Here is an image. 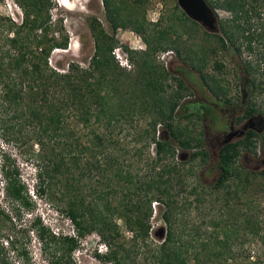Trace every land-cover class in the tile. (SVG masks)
Segmentation results:
<instances>
[{
    "label": "trees",
    "instance_id": "obj_1",
    "mask_svg": "<svg viewBox=\"0 0 264 264\" xmlns=\"http://www.w3.org/2000/svg\"><path fill=\"white\" fill-rule=\"evenodd\" d=\"M16 1L23 10L21 23L11 18H0V138L4 142L16 138L37 142L40 148L36 165L38 183L47 189L58 187L62 196L64 212L76 231L75 236L53 232L38 218L30 227L42 247L58 248L60 255L55 264H73L72 256L80 248L81 240L93 233L98 234L107 247L104 260L113 264L130 262L135 250H145V264H264V259H261L264 252L251 261L253 256L246 254V247H243L249 234L257 237L264 231V221L254 215L255 219L248 217L244 220L245 226H241L239 218L234 215L239 210L241 194L248 193L257 177L264 178V172L250 171L239 165L241 156L256 155L257 144L263 141L256 129L250 128L244 138L230 141L220 148L218 161L211 166V171L218 172L214 184L201 187L196 184L189 191L196 196L194 201L198 206L210 205L209 196L223 192V197H217V218L209 219V225L202 230L201 227H190L179 217L180 211L192 206L193 202L188 197L179 202L174 193V183L196 177L195 167L186 166L196 160L207 164L209 154L204 134L188 127L180 128L177 121L184 119L190 124L194 117L210 120L213 109L196 100L186 99L189 87L181 79L178 80V89L166 95L164 83L172 75L156 65L154 55L165 50L164 42H178L171 37L178 33L175 24L156 35H146L148 28L144 19L134 17L132 13L125 14L123 7L116 6L115 0H103L114 30L134 25V31L144 37L147 50L139 56V70L126 74L115 64L112 56L114 39L109 42V37L95 21L92 29L96 53L89 67L71 63L61 71L49 63L56 50H67L69 46L68 37L59 41L51 36L54 0ZM206 1L213 8L222 7L233 15L232 26L226 28L221 25L223 35H214L221 48L229 51L225 36L230 39L235 36L231 29L233 26L242 28L238 20L243 17L245 0ZM135 3L140 5L143 1L135 0ZM175 7L180 12L176 21H181L187 29L185 33L192 37L199 24L181 11L178 4ZM6 32L14 36L3 37ZM180 36L178 33L177 39ZM244 38L251 42L255 37L249 34ZM184 49L181 50L177 44L178 57L183 58L187 53L188 61L197 59L198 64L190 61L191 65L213 92L216 78L203 74V69L209 64L207 50L199 46L196 50L192 47ZM249 49L252 48L249 46ZM125 50L129 60L134 61L136 53L127 47ZM234 51L240 53V48L235 47ZM215 69L222 72V65L216 62ZM221 87L224 94L228 93ZM255 112L251 106L249 116ZM145 114L152 119L139 154L154 145L150 171L140 174L123 169L114 154L103 159L98 157L108 148L106 138L99 132L101 128L105 125L112 127L119 117L125 115ZM159 125L163 126V132L157 136ZM86 130L93 134L89 147L81 145L80 136L76 137L78 132ZM179 151L182 153L177 157ZM183 152H188V160ZM87 153L94 159L92 163H84ZM181 165L185 166L183 172ZM2 177L7 198L12 204L19 208L28 207V189L22 183L18 169L4 164ZM88 194L92 196L91 200H88ZM235 202L237 204H232ZM252 202L248 203H251L250 209L255 204ZM154 203L164 208L162 219L165 228L152 230ZM212 209L210 206L208 211ZM118 220L123 221L131 233L129 242ZM241 238L243 240L237 243ZM260 239L264 244V235H260ZM18 256L24 264L27 263L26 253ZM0 264L9 262L0 257Z\"/></svg>",
    "mask_w": 264,
    "mask_h": 264
},
{
    "label": "rangeland",
    "instance_id": "obj_2",
    "mask_svg": "<svg viewBox=\"0 0 264 264\" xmlns=\"http://www.w3.org/2000/svg\"><path fill=\"white\" fill-rule=\"evenodd\" d=\"M142 1L143 3L138 5L135 0H115V4L117 7H123L125 14L129 15L132 13L134 17L144 19L148 28L146 35H156L159 31L167 29L171 24H175L179 35H181L179 40L177 39L178 33L172 34V40L178 42H175V44L164 42L165 50H159L154 55L156 65L172 75L164 83L167 96L178 89V80L181 79L189 87L185 94L186 99L197 101L200 95L209 98V91L200 84L197 70L193 68L190 62L198 64L197 59L192 60L190 58L188 61L186 57L188 54H185V51H183L185 54H183L185 56L183 58L178 57L176 53L177 44L181 50H185V47H192L193 50H196V46H199L207 50L205 51L209 60V64L203 69V72L210 77L219 79L222 84H229L231 87L248 79V85H255L252 100L264 113V0H245L243 17L238 20L242 28L236 29L233 26L231 29L235 36L231 39L225 36L226 46L229 47V51L221 48V44L217 42L214 35H223L221 25L226 28H229L230 25L232 26L230 23L233 19L231 12L219 6L213 8L207 2L217 19V31L213 32L208 27L206 28L198 23L199 26L195 28L197 30L196 34L189 37L188 33H185L187 29L182 25V22L176 21L177 16L180 15V12L175 7L178 4L177 0ZM66 6L72 7V9L70 10ZM106 14L103 0H54V8L51 12L53 23L51 36L59 41L64 37H68L69 46L67 50H56L50 58V65L54 68L62 69L61 71L66 70L71 63L89 67L91 59L96 53V39L92 29V25L96 21L99 24V28L109 37L108 41L111 42V39H114L115 46L112 56L115 64H118L126 74H133L138 71L141 60L139 56L147 50L144 37L134 31V25H129L127 28L119 27L114 30L110 27L109 21L106 20ZM0 18H11L13 21L21 23L23 10L16 0H0ZM249 34H253L255 37L251 42L244 38ZM6 35L8 37L14 36L13 33L6 32L3 37ZM233 42L235 46H233ZM249 46L252 48L251 50ZM126 47L136 53L134 61L129 60L125 50ZM235 47L240 48V53L234 51ZM210 49H215L216 51L211 52ZM191 57L193 58L194 56ZM216 62L222 65V72H219L218 75L215 70ZM211 114L214 116L218 128L223 129L222 125H224V122L220 120L221 118L218 114L214 113V111ZM151 119V116L146 114L145 116L125 115L121 118L119 117L112 127L107 128L105 125L99 132L106 138L108 148L105 150L106 152L100 153L98 157L103 159L109 154H114L119 159V164L123 169L140 174L150 171L154 158V145L149 150H144L141 154H139V150L144 144L142 139ZM177 122H179L178 126L180 128L188 127L187 129L196 133L202 132L205 137V148L209 154L207 164L201 163L200 160L188 164L186 168L194 166L197 176L182 179L180 183H174L176 185L174 193L177 194V200L183 202L184 198L188 197V200L193 202L192 206L183 209L182 212L180 211L179 217L184 223H188L190 227H201L202 230H205L209 225V219L212 217L213 219L217 218L219 213L217 210V197H223L224 193L221 192L217 195L209 196L210 201L213 202L210 205L198 206L194 201L196 196L189 194V191L196 184L201 187L204 184L207 186L216 182L218 172L217 170L211 171V166L216 165L218 161L219 149L224 139L215 133V129H213L215 126H212V122L209 119L203 121L199 120L198 117H194L190 124L188 120L184 119H180ZM241 128L242 126H236L235 129ZM162 132L163 126L159 125L157 127V136ZM78 136H80L78 139H80L81 145L91 146L90 140L93 139V134L89 133L88 130L78 132L76 137ZM262 140V143L257 144L256 155L243 154L241 156L239 160L240 166L250 171L264 172V135ZM39 151L40 148L37 142L29 138H16V140L11 142H4L0 138V257L7 259L9 264H24L18 256L20 253H26V257H24L27 261L26 264H55L57 257L60 255L58 254V248L41 246L36 233L30 231L31 223L34 219H40L53 232L64 235H76L70 219L67 218L64 212L65 205L58 187L47 189L38 183L36 165ZM181 153L179 151L177 157ZM188 155V152H183L186 160H188ZM91 158L90 154L87 153L84 157V163H92L91 161L94 159L92 160ZM4 164L11 169L13 167L18 169L20 179L28 189L27 200L30 203L28 207L19 208L18 205L15 206L7 198L2 177ZM184 168L185 166L181 165V172H183ZM91 184L92 182H90ZM88 196V200H91L92 196L90 194ZM241 196L242 199L240 201L236 200L238 203L240 202L238 205L239 210L234 213L241 223L238 224L245 226L244 220L248 217L255 219L254 215L264 221V178L262 176L257 177L253 185L248 189V193L241 194ZM251 200L253 201L252 203L255 202L257 209H255V204L251 206L252 209L249 208L251 203H248ZM221 202L224 203V199ZM232 204H237V202ZM210 206L213 207L211 212L208 211ZM163 209L162 206L154 203L151 220L152 230L165 228V223L162 219ZM118 225L127 237V242H129L132 237L131 233L123 221L118 220ZM260 235H264V231ZM260 235L256 237L249 234L243 246L246 247V254L251 253L253 256L251 261H255L264 252V244L262 239H260ZM241 240L243 239L237 240V243H240ZM130 245H127V247ZM144 251L135 250L131 256V261L125 264H134L135 262L136 264H145ZM106 253L107 247L100 241L99 235L93 233L81 240V246L73 254L72 261L73 264H113L104 260ZM261 259H264V255H261Z\"/></svg>",
    "mask_w": 264,
    "mask_h": 264
},
{
    "label": "flooded vegetation",
    "instance_id": "obj_3",
    "mask_svg": "<svg viewBox=\"0 0 264 264\" xmlns=\"http://www.w3.org/2000/svg\"><path fill=\"white\" fill-rule=\"evenodd\" d=\"M105 16H106V20L109 21L107 14ZM212 17L214 21V27L211 30L213 32H216L217 19L214 13H212ZM109 25L110 27H112L110 21H109ZM204 27L207 28V26ZM216 73L218 75L219 71L216 70ZM203 74L206 73L203 72ZM198 75H199L200 84H202L204 87L207 88V90L210 93V96L209 98H206V96L200 95L197 101L199 103H203L204 105L211 107L213 109L212 111L218 114V116L221 118L220 120L224 122V125H222L223 129H220L216 125L213 115H212V119H210L212 122V126L213 125L215 126L213 128L215 129V133L217 135H220L224 139V142L221 145V147L230 141H237L244 138L247 134V131L250 128L256 129V131L258 132V134H260L261 137L264 135V120H263L264 113L259 109V106L255 104V101L253 102L252 100L254 96L255 85L253 84L248 85L247 83L249 82V80L247 79L242 83L237 85H232L231 87L229 84H222V82L219 79H216L214 82V85H216V87L213 89L214 91L212 92L206 86L205 81L202 78V75L199 73ZM211 84L213 87L214 86L213 83ZM221 86L226 88L228 90L227 91L228 93L224 94L223 91L224 89ZM251 106L255 108L256 112L251 116H249ZM236 126H242V128L235 129Z\"/></svg>",
    "mask_w": 264,
    "mask_h": 264
},
{
    "label": "water",
    "instance_id": "obj_4",
    "mask_svg": "<svg viewBox=\"0 0 264 264\" xmlns=\"http://www.w3.org/2000/svg\"><path fill=\"white\" fill-rule=\"evenodd\" d=\"M180 9L193 21L207 26L214 27L212 10L206 0H177Z\"/></svg>",
    "mask_w": 264,
    "mask_h": 264
},
{
    "label": "bare ground",
    "instance_id": "obj_5",
    "mask_svg": "<svg viewBox=\"0 0 264 264\" xmlns=\"http://www.w3.org/2000/svg\"><path fill=\"white\" fill-rule=\"evenodd\" d=\"M64 5H65V3H64ZM66 7H68V6H66ZM68 9H70V10H71V9H72V7H68Z\"/></svg>",
    "mask_w": 264,
    "mask_h": 264
},
{
    "label": "clouds",
    "instance_id": "obj_6",
    "mask_svg": "<svg viewBox=\"0 0 264 264\" xmlns=\"http://www.w3.org/2000/svg\"><path fill=\"white\" fill-rule=\"evenodd\" d=\"M121 59V58H120Z\"/></svg>",
    "mask_w": 264,
    "mask_h": 264
}]
</instances>
